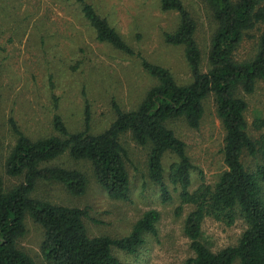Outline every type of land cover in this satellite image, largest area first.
<instances>
[{
  "label": "rangeland",
  "instance_id": "1",
  "mask_svg": "<svg viewBox=\"0 0 264 264\" xmlns=\"http://www.w3.org/2000/svg\"><path fill=\"white\" fill-rule=\"evenodd\" d=\"M87 1L134 50L150 62L169 69L178 83L189 82L191 75L183 46L169 45L163 38L165 31L176 27L179 21L176 12L161 11L158 0ZM182 1L197 23L195 39L205 71L209 68V40L216 23L205 0ZM260 32L258 26L244 34L233 53L237 62L254 57ZM154 83L155 79L142 68L140 58L95 41L92 29L75 4L67 0H0V177L3 187L10 189L22 180L5 171L6 156L15 142L10 118L26 136L40 139L55 134L52 127L55 114L61 115L70 131L83 129L87 102L91 132L99 133L115 117L112 100L123 110H132ZM237 95L247 103L245 118L249 135L253 139L261 137L264 128H256L253 121L264 118V80L258 79L251 93L239 88ZM203 106L198 128L188 126L183 117L167 122L185 143L192 164V190L202 181L213 185L225 169L222 155L225 132L216 114L213 94L204 99ZM120 140L128 153L127 199L108 196L94 176L90 161L74 160L65 154L49 164L81 170L86 176L84 192L73 194L61 183L39 181L31 195L53 204L84 209L83 222L88 235L111 239L128 235L144 212L155 209L159 212L156 234L145 233L143 243L134 253L116 247H111V252L124 264H182L194 255L183 227L187 214L195 206L182 204L172 184L168 186L172 198L162 201L158 185L148 176L149 147L137 144L130 133L123 134ZM174 159L172 155L165 156L166 174ZM242 161L250 169L256 163L246 153ZM246 226L238 214L232 222L224 215H207L202 221L200 240L216 252L236 245ZM42 240V227L27 216L26 232L17 240L18 248L37 264H46L40 249Z\"/></svg>",
  "mask_w": 264,
  "mask_h": 264
},
{
  "label": "trees",
  "instance_id": "2",
  "mask_svg": "<svg viewBox=\"0 0 264 264\" xmlns=\"http://www.w3.org/2000/svg\"><path fill=\"white\" fill-rule=\"evenodd\" d=\"M67 1L77 6L95 41L140 58L142 68L155 83L132 110L125 111L112 100L115 117L99 133L91 132L87 102L83 129L70 131L61 115L55 114L52 120L55 134L40 139L26 136L10 118L15 142L6 156L5 171L22 180L5 189L0 177V264H37L17 246V240L26 232L27 216L43 229L40 249L46 264H124L112 254L111 247L134 253L143 243L145 233L156 234L159 212L155 209L144 212L128 235L111 239L88 235L83 222L84 209L53 204L31 195L39 181L61 183L73 194L84 192L86 176L81 170L49 164L65 154L74 160L90 161L94 176L108 196L127 199L128 153L120 140L125 133H130L137 144L149 147L148 176L158 185L162 201L172 198L168 187L172 184L182 204L195 206L187 214L183 227L194 255L182 264H234L236 260L239 264H264V134L257 139L249 135L247 103L237 95L239 88L251 93L256 81L264 80V0H205L216 23L209 40V68L205 71L195 39L196 20L182 0H158L161 11L176 12L179 18L176 27L165 31L163 38L169 45L184 48L191 75L184 84L178 83L169 69L150 62L127 44L87 0ZM258 26L261 32L254 57L237 62L234 50L244 34ZM209 94L214 95L216 114L225 132L222 147L225 169L213 185L202 181L192 190V164L185 143L167 122L183 117L188 126L198 128L204 114L203 101ZM253 125L264 128V118L255 119ZM244 153L256 160L253 169L242 161ZM166 155L175 158L167 174L163 163ZM237 214L247 224L238 243L211 251L200 240L203 219L207 215H224L232 222Z\"/></svg>",
  "mask_w": 264,
  "mask_h": 264
}]
</instances>
